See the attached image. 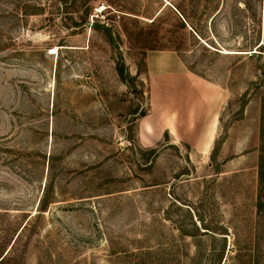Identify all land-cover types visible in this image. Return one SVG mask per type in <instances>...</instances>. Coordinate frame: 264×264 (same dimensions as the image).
<instances>
[{
  "label": "rangeland",
  "instance_id": "374dc122",
  "mask_svg": "<svg viewBox=\"0 0 264 264\" xmlns=\"http://www.w3.org/2000/svg\"><path fill=\"white\" fill-rule=\"evenodd\" d=\"M0 264H264V0H0Z\"/></svg>",
  "mask_w": 264,
  "mask_h": 264
},
{
  "label": "crops",
  "instance_id": "0c3cea01",
  "mask_svg": "<svg viewBox=\"0 0 264 264\" xmlns=\"http://www.w3.org/2000/svg\"><path fill=\"white\" fill-rule=\"evenodd\" d=\"M173 9L176 12L175 24L180 27L179 29L187 34L192 32L201 39L185 17L176 8ZM155 19H150L148 22L153 23ZM181 52L180 47L146 48L144 57L146 77L149 85L158 88L160 96L173 101L174 105L170 112H175L176 117L185 123L192 121L194 125L199 126L200 121H207L210 114L211 95L207 93L211 91L209 85L212 84L198 78L187 69L181 59ZM207 96H209L208 100H206Z\"/></svg>",
  "mask_w": 264,
  "mask_h": 264
},
{
  "label": "bare ground",
  "instance_id": "6f19581e",
  "mask_svg": "<svg viewBox=\"0 0 264 264\" xmlns=\"http://www.w3.org/2000/svg\"><path fill=\"white\" fill-rule=\"evenodd\" d=\"M223 53H231V52H229V51H223Z\"/></svg>",
  "mask_w": 264,
  "mask_h": 264
}]
</instances>
